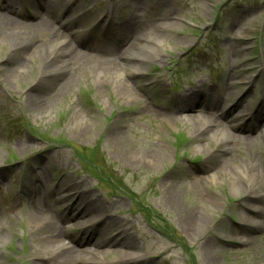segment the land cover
Masks as SVG:
<instances>
[{
  "label": "rangeland",
  "instance_id": "rangeland-1",
  "mask_svg": "<svg viewBox=\"0 0 264 264\" xmlns=\"http://www.w3.org/2000/svg\"><path fill=\"white\" fill-rule=\"evenodd\" d=\"M30 1L34 7L39 2L52 6L49 0H28V5ZM28 9L35 12L33 7ZM53 9L46 13L49 24L62 11L74 18L86 10L89 17L74 25L79 33L103 12H111L115 27L123 31L136 16L142 17L124 50L160 27L164 63H149L140 76L123 73L135 96L125 102L110 85L100 83L96 88L93 83L94 69L112 68L106 62L118 58L120 50L104 54L108 60L103 61V55L79 48L89 41L90 49L110 52L111 35L83 32L77 40L67 30L61 31L63 40L82 59L70 64L69 87L58 93L49 83L36 84L41 68L37 59L30 63L32 54L27 50L13 55L15 61L28 65L26 69L0 62V264H34V256L43 254L33 219L39 218L40 205L29 190L43 187L55 193L64 183L70 189L60 197L75 194L71 187L81 184L80 192H87L88 200H101L108 214L128 227L138 246L137 264H207L208 247L217 264H264V199L260 198L264 196V0H56ZM172 24L175 27L168 30ZM21 29L38 36L30 28ZM37 42L46 43L40 36ZM96 75L108 78L104 72ZM170 85L177 86L175 92ZM153 86L155 101L149 100L148 88ZM195 89L207 94L211 103L218 98L224 110L237 105L219 117L218 111L210 113L202 107L175 113L173 104L165 103L171 93L183 101L185 93ZM194 118L215 124L202 141L189 126L188 120ZM84 124L86 129L80 130ZM254 127L251 133L245 131ZM119 135L131 148L134 163L112 143ZM157 151L158 157L146 158V153ZM252 165L258 168L259 182L262 179L252 192L257 198L233 185V179ZM171 185L181 191L178 206L162 200ZM40 203L47 211L45 218L59 222L72 238L82 237L87 221L105 229L97 212L63 222L71 214L69 203L56 204L47 196ZM254 206L260 213L255 222L256 216L249 211ZM189 213L203 215L205 231H186L182 216ZM62 240L69 241L65 236ZM115 259L110 252L98 261L116 264Z\"/></svg>",
  "mask_w": 264,
  "mask_h": 264
},
{
  "label": "bare ground",
  "instance_id": "bare-ground-1",
  "mask_svg": "<svg viewBox=\"0 0 264 264\" xmlns=\"http://www.w3.org/2000/svg\"><path fill=\"white\" fill-rule=\"evenodd\" d=\"M49 1H52V6L48 4L49 2L46 3L48 12H43V10H46L44 4V9H38L36 11V14L32 16L33 22L30 26L28 24L18 22L11 16L0 15V39L2 40L0 51H3L5 49V51H3L4 55H0V62L12 64L16 63L18 64L19 68H22V70L23 68L26 69L28 66L26 63L18 60L15 61L13 57L17 53L22 52V50H27L28 52H30V55L32 54L30 63H32L33 61L36 62L37 59V67L41 68V77L38 78L36 84L49 83V86L52 88V90L58 93L62 89L69 87V70H71L70 64H73L77 59H82V56L78 50H74L69 44L66 43V41L63 40L64 36L60 30H56L52 26V24H49V21L46 18V13L48 14L53 12V8H55L56 6V0L54 2L53 0ZM6 9H9V12L17 13V10L12 4H8L6 6ZM81 16L82 14H80L79 18L77 19L83 17ZM77 19H75L74 21H70L67 18L65 22H62V24L66 23L63 24V27L68 32H75L77 27L74 25L78 23ZM134 20L135 22L131 21L128 24L126 35L125 37L123 36L122 43L124 42V46L121 49L120 53H118V59H116V61L106 62L108 63L107 66H112V68H104L102 69V72H100L101 69L99 68L94 69L96 71L94 72L95 75L93 82L95 87L97 88L100 83H103L107 86L110 85L113 93L119 98H124L125 102L132 100V98L135 96L132 95L129 88L127 87L129 83L128 81L124 80V77L122 76L123 73L129 76H140L147 70V66L149 63H164V58L160 53L162 46H164V36L162 34H160L159 36V33H157L160 27L156 29L154 28L150 30V32L139 36L138 39L135 40L136 43L133 42L127 51L124 50V48H128L125 47L128 45L125 43L131 37V32L134 30V26L139 28L142 17L136 16ZM167 20H170V18ZM150 22L153 23L154 21ZM26 27L27 29L30 28L38 33L37 38L30 31L23 32L22 29L19 30L20 28ZM173 27H175V24H172L171 26H168L166 28L168 30H171L173 29ZM39 36L40 39H42L44 42L46 41L45 44H40L39 42H37ZM78 37L79 36L77 35V38ZM118 65L121 68H118ZM1 70L2 68L0 67V71ZM61 72H63L64 74H61ZM103 72L108 74V78L107 76H105L101 80L96 75V73L103 74ZM60 75H62V79H59ZM54 77L56 78L53 79ZM112 77L113 80L111 81ZM184 100L186 101V103L183 108L180 109V112L182 113L195 110L197 107L202 106L201 103H203V106L208 109H217L219 107L218 101L209 103L207 102V100H201L200 95L198 92H196V90H192L191 92L186 93L184 96ZM262 111L263 107L261 108V112ZM256 119L257 122L260 121V117ZM201 120L200 122L195 118L193 120H188L192 122L189 126L193 127V130L195 129V132L193 134L196 133L197 139L199 141H202L205 135L211 134L213 132V129H215V124L213 123V121L206 122L203 119ZM261 122L262 124L264 123L263 116H261ZM86 127L87 125L84 124L79 128L80 130L84 131ZM256 128L257 127H254L252 129H245V131L251 133ZM224 137L225 141L226 136ZM112 141V143H114V145L120 151L119 154L127 159L130 158V162L134 163L135 157L131 151V148L129 146H126L127 148L125 147L124 138L122 136L120 137L119 135V138H112ZM225 147L226 145L223 144L221 148ZM138 153L139 152H137L136 154L137 158L139 155ZM150 155H152L150 157L152 159L154 157H158V155H160V152L157 151L156 154L146 153V158ZM151 163L152 162H150V164ZM257 169L258 168H255V166L253 165L250 167H246V171L242 174V176L233 179V185L237 190H246L247 194L252 195L253 198H257L258 196L252 192L258 190L257 186L260 185L259 183H262V179L259 182L260 176L255 173ZM211 179L217 180L216 177H212ZM71 188L76 191L75 195L66 194L61 197L60 193L63 190L69 189V186H67L66 183H64L63 187L60 186L55 193H53L51 190L45 192V189L37 187L30 188L29 190L31 198L35 199L36 202L40 205V208H38L39 218L34 217L33 219L34 222H37L35 235L37 233V235H39L38 245L41 247V252L43 251V254L34 256V258H36L34 264H100L98 260H100L102 256L110 252L116 255L117 259H115L114 261L116 262V264H137L136 261L138 260V256L136 252L138 246L137 242L134 241L129 235L128 227L124 225L122 221L113 219L111 215L108 214V209L104 207L105 204L101 202V200H88V193L80 192L81 184H79L76 189L73 187ZM180 193L181 191H177L174 186L171 185L169 188H166V191L163 192L162 200H164L167 204L172 205V207L178 206L179 198L182 195ZM130 195L133 196V194ZM46 196L48 199H51V197L52 199H56V204H58V202L71 203L74 197H78L74 204L70 206L72 209L70 211L71 214L67 215L66 218H62V221L69 222L72 218H81L85 217L89 212H97L100 217L99 224L104 225L105 229L99 230L97 227L92 226L90 222L86 220V218H82V221L87 222L85 223L86 230L84 232L83 238L78 240L80 242L77 241V244L81 247L71 246V243L74 240L66 235L63 225H61L56 220L54 221L45 218L47 211H45V208L40 202L41 200H43V198L46 199ZM210 198V200H213L212 197ZM260 198L264 199V196H261ZM82 205H84V207L81 209L80 207ZM249 211L251 212V215L256 216L254 219L255 222L256 219H258V217L260 216L259 209L254 206L251 207ZM182 222L186 231L189 233H202L206 229V220L203 215H194L193 213H189L186 216H182ZM32 231H34V229H32ZM114 234H117L118 236ZM63 236L70 238L71 242L69 244H64L62 240ZM84 244H92V246H89V248H82ZM205 258L207 264H217L216 256L214 255L211 247H208L206 249Z\"/></svg>",
  "mask_w": 264,
  "mask_h": 264
}]
</instances>
